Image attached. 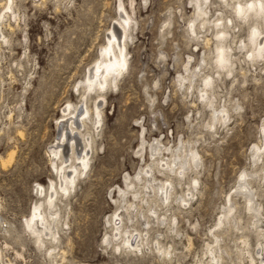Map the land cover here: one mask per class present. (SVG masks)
<instances>
[{"label": "rangeland", "instance_id": "obj_1", "mask_svg": "<svg viewBox=\"0 0 264 264\" xmlns=\"http://www.w3.org/2000/svg\"><path fill=\"white\" fill-rule=\"evenodd\" d=\"M253 2L201 0L199 6L208 16V25H203L193 0H0V30L8 40L0 48V158L16 152L11 164L3 167L0 162V264H209L207 246H216L212 233L221 235V264H251L250 256L261 264L257 252L263 239L238 190L247 183L243 173L251 175L247 181L258 195L264 229V155L254 162L260 155L254 147L264 145V54L252 56L254 28L264 41V15L242 17ZM5 4L16 13L2 7ZM128 16L129 24H124ZM121 25L127 31L126 70L116 86L87 91L89 71L104 52L110 32L119 34L115 27L122 30ZM224 29L232 68L217 61L216 33ZM194 72L198 76L191 87L183 78ZM207 76L213 81L207 95L212 107L200 94ZM101 96V127L97 131L90 118L82 129L93 138L89 171L62 204L56 203L62 213L58 242L43 244L26 220L36 205L46 202L52 185L59 190L53 163L60 161L51 148L58 143L64 111L84 106L92 117ZM223 109L229 110L230 123L208 128ZM75 141L80 151V134ZM69 143L64 157L72 154ZM153 145L161 150L155 153ZM190 149L200 156L198 166L192 164L180 176L164 169V163L178 156L181 161L190 157ZM71 163L75 160L67 165ZM150 168L157 178L152 185L173 182L170 203H164L161 194H153L145 204L120 193L127 190V176L136 190L144 191ZM139 173L143 182L136 180ZM194 179L199 184L186 206L179 199L187 196ZM231 197L239 229L219 230ZM125 201L137 210L131 226L151 244L145 242L142 252L117 249L120 241L108 221L122 213ZM147 204L157 210L156 216ZM145 221L152 223L147 236ZM157 242L164 253H158Z\"/></svg>", "mask_w": 264, "mask_h": 264}, {"label": "bare ground", "instance_id": "obj_2", "mask_svg": "<svg viewBox=\"0 0 264 264\" xmlns=\"http://www.w3.org/2000/svg\"><path fill=\"white\" fill-rule=\"evenodd\" d=\"M193 1H195L196 3L198 2L197 3V7H198L197 8V18L202 19L203 25H208V21L206 19L207 11L201 5L199 6V2L201 0H193ZM225 1H227V0H225ZM207 2H208V0H204V4H207ZM7 4L3 5L2 7H4L5 9H10L11 14H15L16 12L13 11L12 7L10 8ZM238 5H240V3ZM243 8H244V6L242 7V4H241V6H238V13L240 11H242ZM242 13H243V11H242ZM240 14H241V12H240ZM263 15H264L263 4H262L261 0H256V3L253 2L251 4V9L248 11V13L247 14L244 13V15L242 17L248 19L250 16L259 17V16H263ZM15 16H17V15H15ZM17 17H15V18L17 19ZM19 21L20 20L17 19V23H19ZM123 21H124V24H129V16H128V18H123ZM3 26H4V24H2V22H1L0 29H4ZM121 26H122V30H119L120 31L119 34H117L114 29L110 32V34L108 36V43L104 49V52L101 54L100 59L97 60L98 62H96L94 64L93 68L89 71V75L86 79L87 80L86 81L87 82V85H86L87 91L93 92L96 88L104 89L107 85L108 86L109 85H115L116 86L119 77L123 74L124 70H126L127 64H128L127 54H126L127 31H126V25H121ZM202 28H204V27L202 26ZM192 29H194V27H192ZM254 29L255 30H253V32H252V38L257 39V41L254 44V50H253L252 56L253 57L258 56V57L263 58L264 53H262V52H264V41L263 42L259 41L261 39V34L259 32L258 27L254 28ZM1 31H3V30H0V48L2 49V44H7L8 40L5 37V35L3 33H1ZM228 36L229 35L226 32V29L216 33V38H217L216 50L218 52L217 61H218V63H220L222 65H226L228 67L230 66V68H232V66H234L233 62H232L233 56L231 55L230 48L226 47L224 44V42ZM208 42H209V40H208ZM185 69H186V72L189 71L188 67H186ZM231 72H232V70L230 69L229 73H231ZM197 76H198V74L194 72L190 77L183 78V80L189 81V86L193 87L194 86L193 78H195ZM212 87H213V81L211 80V77L210 76L205 77L203 79V86L200 89V94H201V99H204V100L207 99L206 104L210 107L213 106V101L207 95H208V93H211V91L209 92V90H212L211 89ZM101 99L100 100L102 102H101V104H96L95 112L93 113L92 117H91V110H89V108L84 107V106L81 107L80 109H79V106H74V105L68 106L64 111L65 116L63 118L66 120H64V122L62 124L63 127L60 130L61 134L58 137V140H57L58 143H57V145H55L51 148V155L54 156L55 160L59 159V161H60L59 164L57 162L53 163L54 169L56 170V172L58 173L59 178H60L59 190L55 187V184L52 185V187L49 188V191L52 190V192H51V194H49V192L47 193L46 202L41 204V205H36L31 212L30 218L28 220H26V222H28L27 227L38 236V238L40 239V241L43 244H45L46 241H48L49 243L58 242V240H59L58 229H59V225L61 223V214L62 213H61L60 209H57L56 203L58 202V203L62 204L63 200H64L63 198L69 197L72 194V192L76 190V185H77L78 180L84 174H87L86 172H87L88 168L90 167V159L91 158H89V154H90L89 150L92 149L91 147H92L93 138H91L90 134L88 135V134L84 133L82 131V129L84 127H87L86 121L90 118H92L91 120L93 123V127L97 131L101 127L102 122H103L102 106L105 103L104 97L101 96ZM214 108H215V106H214ZM229 113H230L229 110L223 109L220 112L221 116L214 115L213 120L209 124H207V127L210 129H213V128L216 129V127L218 125L217 123L223 122V125L227 124L230 121V114ZM218 115H219V113H218ZM76 116H77V118H76ZM69 131H70L71 135L73 136V138H71V140L68 139ZM77 134L81 135L83 142H84V146L80 151H78L77 143L75 141V135H77ZM68 141H70L71 143H69L67 148H68V151L70 148V150L72 151V154L70 156L64 157L65 156V155H63L64 145ZM259 147L260 146L254 147V151L256 152V154L260 153V155L257 156V158L255 159V161H254L255 163H258L262 159V156L264 155V152H263L264 145L262 148H259ZM152 150L156 153V152H159L161 150V148L153 145ZM15 155H16V152L11 151L8 154L7 158L1 157L0 162H1L2 166L4 165L6 167L7 164H9V163L11 164L15 159ZM177 159L180 160L181 157L178 156L176 158V160L171 161L170 163L166 162V163H164L163 166H164V169H168L172 173L179 174V176H180V174L184 175L185 171L188 170V168L192 164H195V166H198L199 162H200L199 154L197 152L191 150V149H190V157L185 158V159L183 158V161L180 160V162L178 164L176 163ZM72 160H75V163H71V165L68 166L67 164L70 163ZM68 168L70 169L69 172L67 171ZM151 173H152V169L150 168L146 172L147 177L148 176L150 177V178H148V180L149 179L150 180L146 181V184L144 186V189L146 190V191L144 190L145 192L141 191V190H136L138 186L135 184L134 181H132V179L129 176H127V177H125V183H126L127 190L120 189L119 190L120 193L123 194L124 196L127 194H130V195H132L134 200H139L140 203L143 202L145 204L149 203V198L153 194L154 195L161 194V198L164 201V203H170V200L174 196V190H175L173 182L167 180L166 184L160 183L156 186L152 185V183H157L156 182L157 178H154L153 177L154 175L152 176ZM254 174H256V173H254ZM250 176L251 175H249L245 172L243 173L242 179H244L245 182H247V183H246V186H239L238 190L240 191L239 192L240 195L242 194V196L245 198L246 209L250 213L251 219L253 220V226L255 227V229L257 231L258 237L260 239L261 238L263 239V241H261L258 245L257 254H258V257L261 259V264H264V229L262 228V224H263L262 215L263 214H262V208L260 206H258V204L256 203L255 199L258 195H257L256 191L254 190V188H251L252 182L247 181V179L250 178ZM256 176H257V174H256ZM263 176H264V174H263ZM251 178H253V177L251 176ZM143 179L144 178H142V174L139 173L136 180L143 182ZM179 179L181 181L183 180V178H179ZM198 184H199V181L197 179H194L193 184L191 185L192 186L191 189L188 190L187 196L181 197L179 199L181 203L185 204L186 206L189 205L190 201L195 197V191H193L192 188H194L196 190ZM40 190L42 193L45 192V189L42 186H40ZM175 200H178V198L175 197ZM131 202H133V201H131ZM154 202H152V203H154ZM228 203H229V207L227 209L225 208V210L223 212V217L220 219V221L218 223L219 230L223 227H226V226H228L229 228L233 227V228L239 229V226H238L239 220L236 219V205L233 204L232 197L229 199ZM123 205H122L123 207L119 208L120 209L119 212L122 211V213L121 214H119L118 212L115 213L112 216L111 220L108 221L109 223H111V225L114 224V229L112 228L113 232L115 233L114 239L116 241H120L119 243L116 244L117 249L121 250L122 248H126V249L132 250L134 252H142L144 249V243L146 242L147 246L150 243L148 242L149 239L148 238L145 239L143 237V233L137 227H136L137 228L136 229V228H133L131 226V223L133 224L134 223L133 221L136 218V216H134L136 206L134 205V203H130V202L129 203L126 202V204H123ZM147 205H149V204H147ZM131 210H133V212H130ZM149 210L151 212H153V214L155 216L157 215V213H156L157 210L155 211L151 206H150ZM136 212H137V210H136ZM125 217H127L128 223L124 222ZM152 217H151V219H152ZM158 219L160 220V218H158ZM144 224L146 225V228L144 227L145 228L144 231H147L146 232V236H147V235H149L147 228L152 223H150L149 221L148 222L145 221ZM212 234H213V237L215 239L216 246L208 244L207 252L205 253V255L209 254L211 256L210 257L211 260H210L209 264H221V262L223 260V250L220 247L221 242H222L221 235H218L216 233H212ZM107 241L109 243H113L110 240V237L107 238ZM157 251L159 254L164 253V248L160 245L159 242H157ZM250 258H251V264H256V258L254 256H250ZM202 264H204V263H202Z\"/></svg>", "mask_w": 264, "mask_h": 264}, {"label": "water", "instance_id": "obj_3", "mask_svg": "<svg viewBox=\"0 0 264 264\" xmlns=\"http://www.w3.org/2000/svg\"><path fill=\"white\" fill-rule=\"evenodd\" d=\"M115 29L119 31L120 28H118V27L116 26ZM120 30H121V29H120Z\"/></svg>", "mask_w": 264, "mask_h": 264}]
</instances>
